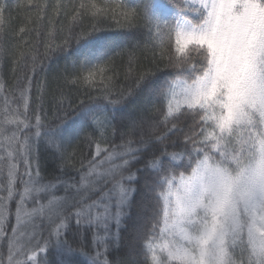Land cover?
<instances>
[{"label": "snow or ice", "instance_id": "1", "mask_svg": "<svg viewBox=\"0 0 264 264\" xmlns=\"http://www.w3.org/2000/svg\"><path fill=\"white\" fill-rule=\"evenodd\" d=\"M5 10L0 6V30ZM85 18L91 27L78 33L70 27L61 43L50 31L45 52L63 53L73 41L83 48L73 71L58 78L87 96L75 110L79 124L66 118L55 127L45 123L46 82L30 115L32 79L43 64L32 46L12 58L13 71L30 64L33 76L19 89L23 111L7 102L0 110V241L7 245L0 264H42L50 248L58 264H111L106 253L119 246L136 194L141 210L132 264H264V0H93L79 5L72 25ZM141 21L146 32L137 31ZM108 22L127 31L105 35ZM138 50L156 71L137 68ZM125 52L131 83L117 92L116 57ZM161 63L163 80L157 77ZM138 94L152 101V127L166 131L154 137L163 147L151 152L143 170L132 171L153 140H133L144 120L117 106ZM85 127L92 128L84 139L95 150L81 161L77 179L65 175L72 154L61 148ZM109 130L119 133L120 144L108 142ZM181 134L183 146L173 140L169 151L164 142ZM42 143L55 149L60 173L47 181L40 173ZM73 231L81 237L91 231V244L75 236L69 241Z\"/></svg>", "mask_w": 264, "mask_h": 264}, {"label": "trees", "instance_id": "2", "mask_svg": "<svg viewBox=\"0 0 264 264\" xmlns=\"http://www.w3.org/2000/svg\"><path fill=\"white\" fill-rule=\"evenodd\" d=\"M93 0H0V6L6 8L4 12V25L0 30V48H6L8 54L0 55V84L4 87L0 90V110L3 109L5 103L8 106L15 108L17 103L21 104L19 100V89L23 88L27 83L26 77L33 76L31 67H17L13 71V56L25 47H35L39 53V59L37 64L41 62L43 67H38V70L32 79V92H31V109L30 115L34 112L38 103L37 96L40 94V84L46 82V87L43 90V109L45 114V123L55 127L61 122V119H68L69 121L75 120L79 124V120L76 119L75 110L78 107V102L84 99L88 102L87 96L84 95L83 90L73 87L71 85L65 86L62 79H58L67 70L72 72V64L77 57L83 51V48L72 42L71 46L65 52H56L49 57L45 56L46 46L49 42V32L52 31L56 34V43H61L63 38L68 34V30L71 27L73 32L78 33L82 28H90L93 21L90 18H85L79 25H72V16L79 8L81 3H92ZM97 4H102L103 0H95ZM114 6V5H113ZM111 26L105 25V35L113 36L126 32V29H119L108 22ZM141 26L137 31L146 32V28L142 27L143 21L140 22ZM24 28V32H20V29ZM138 62L137 68L140 64H146L157 70L156 65H152L149 60L144 59L142 50L137 51ZM128 54L125 52L121 56L116 57V65L119 70V76L116 83V91L119 92L121 88L127 89L131 81L125 79V72L127 69ZM160 70L157 71V77L163 80V64L159 65ZM167 71H172L171 69ZM61 89L63 90V96H61ZM95 95V94H93ZM63 100L64 110L58 112L59 101ZM103 102V101H102ZM118 108L122 109L125 115H130L131 118L141 119L144 123L141 127L136 129L135 135L131 138L139 141L141 138L148 140L152 139L153 144L150 145L149 151L146 152L139 162H134L132 165V171L137 169L143 170L147 161L151 158V152L155 148H162V144H157L154 141V137L161 135L166 129L163 126L153 128V120L155 118L152 110V101L146 99L144 95L138 94L133 97H129L128 102L124 105H118ZM65 112L67 116L65 117ZM60 117L59 119L57 117ZM34 119V117H33ZM191 124V120L188 124L184 125L185 131L188 130V125ZM92 131L91 127H85L84 132L79 139H74L69 144L62 145L61 150L65 155L72 154L71 163L66 167L65 175L72 176L78 179L77 169L80 168L81 161H87L91 158V152H93L94 145L89 146L86 143L84 137ZM129 137H125L127 140ZM177 141V148L182 147L183 135L171 136L164 143L168 145V150L173 151L172 141ZM108 142L110 144H120L121 138L119 133L115 137L112 136L111 130L108 133ZM159 152H157V155ZM55 149L48 148L45 144H41L40 147V173L41 177L47 181L50 180L53 175H59V171L56 168L57 161L54 159ZM23 164L20 165V172H24ZM141 179L138 182V186L143 185L144 171L139 173ZM4 180L6 182V170ZM58 195L63 194V189H60ZM95 198V196H93ZM12 213L11 223H15V202H11L9 205ZM140 195L136 194V197L132 203L131 215L126 218L121 228L120 244L117 247L115 243L111 244L106 256L111 264H132L133 260L137 258L136 246H135V227L137 214L140 212ZM150 226V225H149ZM74 228V226H73ZM115 229H113L114 231ZM10 234V228H9ZM43 235L47 236V231L43 232ZM75 232H70L68 235L69 241H73ZM76 240L86 239L90 245L92 240V232L87 231L83 237L75 236ZM0 253L5 257L7 254L6 241H0ZM42 264H58V255L55 248H50L47 256L41 254L40 256Z\"/></svg>", "mask_w": 264, "mask_h": 264}]
</instances>
